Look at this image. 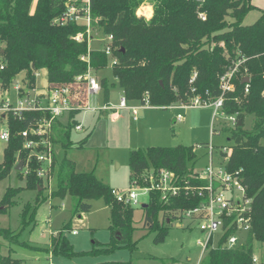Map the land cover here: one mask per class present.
<instances>
[{"label":"trees","instance_id":"1","mask_svg":"<svg viewBox=\"0 0 264 264\" xmlns=\"http://www.w3.org/2000/svg\"><path fill=\"white\" fill-rule=\"evenodd\" d=\"M71 0H0V71L3 86H9L15 75L23 72L27 86L35 82L34 71H45L48 85L69 83L83 74L87 65L93 71L110 69L119 91L126 102L150 106L190 105L194 97L211 102L220 96V76L237 61V71L232 77L234 89L224 93L222 112L235 114L240 125L220 128L227 134L229 144L226 167L238 170L245 188V198L250 199L248 216L250 229L241 243L234 247L224 245L231 228L212 245L209 238L198 264H255L252 261L253 244L264 245V10L251 24H242L247 12L254 7L249 0H149L153 12L149 19L136 16L135 9L144 0H90L91 25L102 36L111 35V56L102 48L89 49L86 38L72 39L84 33L85 25L76 21L64 24L54 22L66 10ZM204 15V19L199 14ZM229 18L230 20H228ZM88 56V62L80 59ZM111 58L116 63L111 65ZM194 76V77H193ZM193 77V80H191ZM248 79L247 82L244 79ZM103 103L108 104L110 87L106 77L100 80ZM248 90L245 92V84ZM253 116L249 129H244V118ZM49 115L27 112L20 117L9 116L10 137L3 149L0 162V181L7 177L22 158L23 139L19 133ZM76 124L74 112L68 121L54 119L50 140L64 150L75 143L70 139L71 128ZM217 132L212 129V134ZM86 137L76 142L84 145ZM207 145V144H206ZM226 155V153H222ZM197 159L193 146H149L129 151L130 183H142V173L149 168L168 169L176 176L180 186L177 195L161 199L158 191L149 192L146 207L142 208L141 228L154 232L153 242H162L174 222L181 221V213L199 206L204 201L198 189L205 181L193 170ZM35 164L23 175L24 189L36 191L38 196L46 181L34 171ZM56 169V170H55ZM52 172H56L54 195L59 199L69 196L73 213L88 212L90 201L101 199L109 207L110 240L95 242L86 251H75L65 231L50 237L43 250L53 256L71 259L77 256L107 255L117 249H136L132 239L135 208L119 203L110 186L98 179L93 171H76L75 163L66 156L57 161L54 155ZM23 188L7 187L0 200V212L13 204L14 197ZM188 190V191H187ZM38 196L32 204L25 203L19 213L16 231L0 227V236L9 243L28 247L18 237L27 227H34L37 209L43 203ZM227 222V221H226ZM228 223V222H227ZM120 238L117 239L116 236ZM23 244V245H22ZM0 264H21L10 255H0ZM96 264H129V261H103ZM258 264H264V256Z\"/></svg>","mask_w":264,"mask_h":264},{"label":"rangeland","instance_id":"2","mask_svg":"<svg viewBox=\"0 0 264 264\" xmlns=\"http://www.w3.org/2000/svg\"><path fill=\"white\" fill-rule=\"evenodd\" d=\"M149 7V8H148ZM147 9V10H145ZM153 12V6L149 0H144L135 9L136 16L149 19ZM150 13V14H148ZM248 13V12H247ZM254 12L248 13L242 24H251ZM230 20L229 18H227ZM95 32V31H94ZM95 38L101 35H94ZM102 41L92 40L89 49H98ZM100 80L106 77L108 82L114 84L110 87V104H117L119 100V88L113 79L110 69L94 72ZM23 72L15 75L21 87H25L22 80ZM37 85L46 84L45 71L40 72ZM8 97L13 103L17 102V96L9 86ZM92 102L103 104L102 93ZM138 105L130 103L129 106ZM214 107L205 106H165L143 109V115L134 119L130 110H121L119 117L112 120V113L108 116H99L97 112L81 111L74 116L76 123L80 122L82 130L70 131V139L75 143L64 150L59 144H54L57 150V161L64 156L75 163L76 171H93L95 176L103 183L126 191L131 187L130 171L128 167V154L132 149L146 148L149 146H193L197 159L194 163V172H200L208 163L209 155L206 144L213 147L212 156L215 164L221 160L220 150L226 147L227 134L220 132V128L232 127L227 118L217 116L212 121ZM181 115V120L175 118ZM63 122L65 119H62ZM253 123V116L247 114L244 118V129H249ZM5 127V121L0 115V131ZM217 132L212 134V129ZM86 137L84 145L76 142ZM5 143L0 141V162L3 157ZM56 170V169H55ZM21 172V171H20ZM25 179L23 175L12 169L10 173L0 181V200L7 187L23 188ZM56 189V172L50 181H46L44 189L37 194L36 191L24 188L14 197V202L6 212H0V227L16 231L19 227V213L25 203L32 204L35 197L43 203L39 206L35 216L34 227L25 228L18 237L19 242H25L28 247L15 243H9L0 236V255H10L19 259L21 264H95L103 261H129V264H198L201 258V246L198 242H205L207 233L199 229L196 221L183 220L182 226L172 225L168 235L162 242H153L154 232H148L141 228V206L135 207L134 225L136 229L132 239L137 241L136 249L130 252L126 248L117 249L107 255L77 256L71 259L53 256L43 250L30 249L29 247L44 248L50 244V234L58 232L63 225L70 221V230L64 233L75 251L89 250L95 242L103 244L110 240L109 207L101 199L90 201L91 208L88 212L73 213V204L69 196L59 199L54 195ZM141 202L147 201L146 196H140ZM75 230V233L71 232ZM55 233V234H56ZM218 233L211 237L212 245L218 241ZM22 242V243H23ZM253 254L260 260L264 256V245L257 241L253 244Z\"/></svg>","mask_w":264,"mask_h":264},{"label":"built area","instance_id":"3","mask_svg":"<svg viewBox=\"0 0 264 264\" xmlns=\"http://www.w3.org/2000/svg\"><path fill=\"white\" fill-rule=\"evenodd\" d=\"M201 19H204L202 13L199 14ZM67 21H76L85 25L84 33H77L72 36V39L81 41L84 37L87 40L88 48L92 40L102 41L101 47L107 56H111V47L109 43L112 39L111 35L102 36L97 29L91 25L90 15V0H71L66 5L64 13L57 17L54 22L64 24ZM95 31V32H94ZM101 35L95 38L94 35ZM81 60L88 62V56L82 55ZM242 60L237 61L235 65L224 72L220 76L219 89L221 94L215 100L208 102L202 100L199 96L192 99L190 105H170V106H205L211 105L214 107L212 121L217 116L227 118L234 127L238 123L235 114L225 116L222 112L223 96L227 91H232L234 85L232 77L237 71L238 64ZM116 63L115 58H111L110 64ZM4 69V65L0 62V71ZM41 71H34L35 82L33 86H27V79L22 74V80L25 87H21L18 83L17 76L11 79L9 86L13 88L17 96V102L13 103L8 97L9 86L5 87L0 78V115L5 121V127L0 131V141L7 144L10 137V129L8 124L9 116L20 117L27 112H41L49 115V118L42 116L34 125L22 130L19 135L22 137V148L25 155L22 158H17L22 161L21 172L27 174L32 164H35L34 171L36 175L45 181H50L53 178L54 172L53 161L57 150L50 140L51 123L54 119H59L65 124L71 113L74 116L81 111H113L115 110H130L134 119L138 118V112L143 107H149L148 100L145 104L129 106L125 98L121 94L118 103L99 105L94 101L99 93H102L100 81L95 75L90 65H87L86 71L83 74L76 75L69 83H60L48 85L47 82L42 86L37 85V78ZM194 77V76H193ZM193 77L191 80H193ZM245 80V79H244ZM245 92L248 90V84H245ZM65 119L63 122L62 119ZM177 121L181 120V115H177ZM81 123L74 125L75 130H82ZM208 148V163L200 172H196L197 177L205 181V184L198 189L200 195L204 196V201L197 207L183 210L181 213V221H176L178 226H182L183 220L196 221L199 223V229L207 233L205 242H198L201 246V257L206 249L209 238L213 237L214 233H218L221 237L231 228V234L227 235L224 243L227 247H234L241 243L243 237L250 229V217L247 212L250 206V199L245 198V188L242 184L240 172L230 171L227 167L229 148L226 146L220 150L221 160L215 164L213 161L211 145H206ZM222 153H226L223 155ZM142 183L135 180L131 183V187L126 191H120L116 188L111 190L115 200L125 206L137 207L145 202L139 200L140 196H146L148 199L149 192L152 190L160 193L161 199L167 201L168 198L175 196L180 191V186L176 183L175 174L168 169H146L142 173ZM188 191V190H187ZM228 223H227V222ZM75 233V230L72 231ZM201 259V258H200ZM252 261L258 264V258L253 254Z\"/></svg>","mask_w":264,"mask_h":264},{"label":"crops","instance_id":"4","mask_svg":"<svg viewBox=\"0 0 264 264\" xmlns=\"http://www.w3.org/2000/svg\"><path fill=\"white\" fill-rule=\"evenodd\" d=\"M250 1V4L254 7L253 9H251V10H249L248 11V13H252V12H254V16H253V19H257L258 17H259V15L261 14V11L262 10H264V0H249ZM248 13L245 15V17L248 15ZM148 14H150V13H148ZM245 17H244V19H245ZM243 23V22H242ZM121 95V92L119 91V96ZM109 103H110V99H109ZM130 104V103H129ZM133 104V103H132ZM113 105H115V104H113ZM150 107H152V106H149V107H143V108H141L140 110H139V112H138V117H140V116H142L143 115V109L144 108H150ZM124 110H127V109H124ZM120 111L121 110H113V111H95V112H97L98 113V115L99 116H104V117H106V116H108V114H111L112 113V120H116L118 117H119V114H120ZM94 112V113H95ZM178 115V114H177ZM180 115V114H179ZM176 119V118H175ZM78 123H80V122H78ZM83 129V128H82ZM16 171V170H15ZM17 172V171H16ZM175 226H177L178 227V225H177V223L176 224H174ZM55 233L56 232H52L51 234H50V237L52 236V235H55ZM72 234H74L73 232H71ZM50 239V238H49ZM100 243H102V242H100ZM104 243V242H103ZM105 243H107V242H105ZM99 263V262H98ZM96 264V263H95Z\"/></svg>","mask_w":264,"mask_h":264},{"label":"water","instance_id":"5","mask_svg":"<svg viewBox=\"0 0 264 264\" xmlns=\"http://www.w3.org/2000/svg\"><path fill=\"white\" fill-rule=\"evenodd\" d=\"M194 1L200 3V2H202L203 0H194ZM244 81L247 82L248 79L246 78ZM238 125H240V121H238ZM227 141H228V139H227ZM21 168H22V161L20 160V161H18V163L16 164V166H15L14 169H15L16 171H20ZM144 207H146V203H143V204L141 205V208H144ZM1 208H2V207L0 206V209H1ZM116 238L119 239L120 237L117 235Z\"/></svg>","mask_w":264,"mask_h":264},{"label":"bare ground","instance_id":"6","mask_svg":"<svg viewBox=\"0 0 264 264\" xmlns=\"http://www.w3.org/2000/svg\"><path fill=\"white\" fill-rule=\"evenodd\" d=\"M149 8V7H148ZM145 10H147V9H145Z\"/></svg>","mask_w":264,"mask_h":264}]
</instances>
